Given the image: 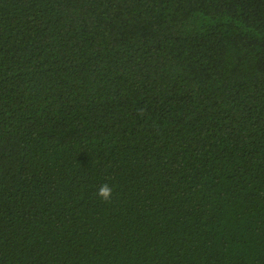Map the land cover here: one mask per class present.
I'll return each instance as SVG.
<instances>
[{
    "label": "trees",
    "instance_id": "1",
    "mask_svg": "<svg viewBox=\"0 0 264 264\" xmlns=\"http://www.w3.org/2000/svg\"><path fill=\"white\" fill-rule=\"evenodd\" d=\"M0 264H264V0H0Z\"/></svg>",
    "mask_w": 264,
    "mask_h": 264
},
{
    "label": "clouds",
    "instance_id": "2",
    "mask_svg": "<svg viewBox=\"0 0 264 264\" xmlns=\"http://www.w3.org/2000/svg\"><path fill=\"white\" fill-rule=\"evenodd\" d=\"M97 195L105 202H110L113 195V188L109 184H103L98 188Z\"/></svg>",
    "mask_w": 264,
    "mask_h": 264
}]
</instances>
